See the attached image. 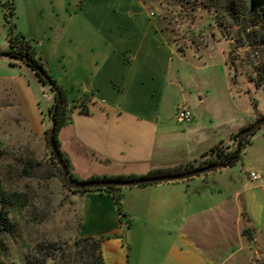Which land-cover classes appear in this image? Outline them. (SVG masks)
<instances>
[{
  "label": "crops",
  "instance_id": "0c3cea01",
  "mask_svg": "<svg viewBox=\"0 0 264 264\" xmlns=\"http://www.w3.org/2000/svg\"><path fill=\"white\" fill-rule=\"evenodd\" d=\"M140 6V0H59L52 7L63 27L55 51L62 78L52 75L69 104L78 105L58 139L78 179L145 177L197 166L212 157L203 160L218 143L232 147V135L261 116L255 113L231 129L226 142L205 129L189 128L181 133L188 147L167 145L162 132L170 117L164 97L172 51L163 35H154L157 27L149 17L140 24L142 35L128 27L136 25V17L127 11ZM41 85L48 106L52 93ZM81 103L89 114L80 112ZM262 132L245 149L246 180L228 166L187 180L123 188L125 216L113 194L77 193L81 236L104 238L105 264H227L226 249L237 244L239 253L245 249L246 230L264 231ZM251 172L261 179L252 180Z\"/></svg>",
  "mask_w": 264,
  "mask_h": 264
},
{
  "label": "rangeland",
  "instance_id": "374dc122",
  "mask_svg": "<svg viewBox=\"0 0 264 264\" xmlns=\"http://www.w3.org/2000/svg\"><path fill=\"white\" fill-rule=\"evenodd\" d=\"M56 2L59 0H0V52L9 50V36L22 34L36 43L48 71L60 80L55 51L63 27L52 8ZM140 2L139 8L127 11L134 13L137 25L129 23L128 27H134V35H142L140 24L149 17L157 27L154 35H163L169 54L172 51L171 84L164 97L170 117L166 131L162 132V136H167V145L188 147L181 133L189 128L205 129L204 132L226 142L231 129L247 123L255 113L264 116V82L259 79L263 84L257 88V73L249 62L264 60V54H257L248 45L241 46L245 39L240 38L237 27L232 32L223 30L200 0ZM225 35H232L236 39L234 44ZM157 61L165 63L161 53ZM38 82L43 84L28 66L11 65L8 58H0V199L3 194L17 193L22 204L18 211H13L14 236L3 238L7 248L0 252V260L6 264H27L28 255L42 260L46 251L37 254V246L54 245L65 249L67 257L62 262L59 253L58 259L49 264H77L72 246L81 237V214L76 194L67 189L61 174L50 167L51 151L45 133L51 127L49 110L54 105L55 93L51 91L47 106ZM183 106L196 115L191 122L177 120V110ZM76 107L73 104L71 109ZM262 131L264 127L255 135H262ZM208 154L203 160L208 159ZM31 163L34 167L25 172ZM231 167L242 172L246 180L244 170H249V164L245 150L242 159ZM241 246L226 249L225 256L230 259L227 264H264V231L249 230L245 249L239 253Z\"/></svg>",
  "mask_w": 264,
  "mask_h": 264
},
{
  "label": "trees",
  "instance_id": "16d2710c",
  "mask_svg": "<svg viewBox=\"0 0 264 264\" xmlns=\"http://www.w3.org/2000/svg\"><path fill=\"white\" fill-rule=\"evenodd\" d=\"M205 8L211 12V15L214 16L216 22L219 25H222L223 30L228 29L229 32H232L234 27H237L238 33L242 36L240 38L245 39L241 42V46H250L253 50L257 51V54H264V0H200ZM225 38L231 41V44H234L236 40L232 35H225ZM8 41L10 44L9 50L6 51L8 54V59L10 60L11 65H18L19 63L24 64L31 68L39 80L46 86H49L47 79H45L39 73L38 69L42 70L49 80L54 84V87H50V90L55 93L56 89L60 90L59 104L57 111L55 113V129H56V143L61 150V153L70 169V174L74 179H77L71 172V165L69 159L63 153L61 149V143L58 139V134L60 130L71 123V106L68 102V95L66 91L61 88L57 81L53 78L51 73L48 71L44 60L39 54L38 46L36 43L22 34L16 36H9ZM247 42V43H246ZM234 53V50H231V55ZM250 64L254 67L256 75V86L260 88L263 83L259 82V79L264 82V60H254L251 59ZM56 98V94H55ZM78 106V105H77ZM80 112L82 114H89L86 106L81 103ZM54 105L50 108L49 113L53 111ZM260 116L258 119L262 118ZM250 126V125H249ZM246 128V127H244ZM242 128V129H244ZM241 129V130H242ZM240 130V131H241ZM262 130V128L260 129ZM259 130V131H260ZM258 132V131H257ZM256 132V133H257ZM255 133V134H256ZM46 134V133H45ZM238 133L232 135L233 146L225 147L223 142L218 143L208 152L212 154V157L208 159L205 163H200L195 166L193 164H188L185 166H179L174 168H168L164 170H156L149 173L145 177L165 175V174H177L184 173L190 170H194L212 163L221 162L228 164L229 166L235 165L239 160L242 159L243 151L251 144V137L245 138L239 148H236V136ZM254 134V135H255ZM205 153L206 155L208 154ZM51 164L50 167L56 169L58 173L61 174V169L53 158L51 153L50 155ZM29 166V165H28ZM25 167L24 171L28 172L29 168H33L34 165L31 163V167ZM139 178L136 176L129 177H118L115 179H134ZM99 180L100 178H92L91 180ZM104 179H112L105 177ZM147 186V185H146ZM68 189V188H67ZM75 194L77 193H87L91 191L113 194L114 202L117 206L119 213L122 216H125L122 208V196L120 195L121 188L109 187L107 189H84V190H70ZM21 198L17 193L11 195L3 194L0 199L1 209H0V252L7 248V244L4 243V239H10L14 236V227H16V215L14 212L18 211L21 208L22 204L20 203ZM14 211V212H13ZM82 229V223L80 225ZM249 230L245 231V235ZM104 238H93V237H79L76 239L72 246V252L74 256V262L77 264H105L103 255H102V243ZM39 248V249H38ZM44 258L39 260L37 257L28 255L26 258L27 264H49L51 261H56L58 259L62 262L67 257V251L61 247L46 246L39 247L37 246V254L44 252ZM71 254V253H69ZM0 264H6L0 260Z\"/></svg>",
  "mask_w": 264,
  "mask_h": 264
},
{
  "label": "water",
  "instance_id": "95a60500",
  "mask_svg": "<svg viewBox=\"0 0 264 264\" xmlns=\"http://www.w3.org/2000/svg\"><path fill=\"white\" fill-rule=\"evenodd\" d=\"M6 57L8 58V54L6 52H0V58ZM41 76L47 79L50 87H54V84L47 78V75L40 69H38ZM56 98L54 102V108L51 113V127L46 131V142L50 151L53 155L54 160L58 164L61 169V176L64 185L70 190H84V189H107L109 187H139L146 185H154L165 182H173V181H181L191 179L200 175H204L206 173L226 168L230 165V163L225 164L221 162L212 163L194 170H190L184 173L177 174H165V175H157L151 177H139L134 179H95V180H77L74 179L70 174V169L56 143V129H55V113L57 111V107L59 104L60 90H55ZM264 127V116L258 119L252 125L242 129L238 132L236 136V148H239L242 144L243 140L249 136L254 135L257 131Z\"/></svg>",
  "mask_w": 264,
  "mask_h": 264
},
{
  "label": "built area",
  "instance_id": "2783aa9c",
  "mask_svg": "<svg viewBox=\"0 0 264 264\" xmlns=\"http://www.w3.org/2000/svg\"><path fill=\"white\" fill-rule=\"evenodd\" d=\"M176 116H177V120L181 123L191 122L194 117L192 110H190L187 106H183L180 109H178ZM249 175L252 180L261 179V176L255 172H251Z\"/></svg>",
  "mask_w": 264,
  "mask_h": 264
}]
</instances>
